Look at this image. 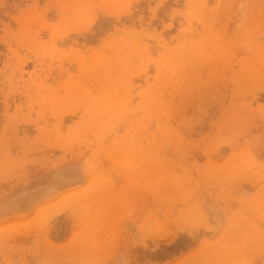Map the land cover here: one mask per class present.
Returning a JSON list of instances; mask_svg holds the SVG:
<instances>
[{"label":"rangeland","instance_id":"374dc122","mask_svg":"<svg viewBox=\"0 0 264 264\" xmlns=\"http://www.w3.org/2000/svg\"><path fill=\"white\" fill-rule=\"evenodd\" d=\"M1 234L0 264H264V0H0Z\"/></svg>","mask_w":264,"mask_h":264},{"label":"bare ground","instance_id":"6f19581e","mask_svg":"<svg viewBox=\"0 0 264 264\" xmlns=\"http://www.w3.org/2000/svg\"><path fill=\"white\" fill-rule=\"evenodd\" d=\"M127 37H123V38H121L122 40H124V41H122L123 42V44L122 45H124L125 47H130V50L131 51H134V45H133V39L132 40H128V39H126ZM130 43H129V42ZM115 44V43H114ZM116 45V44H115ZM114 45V46H115ZM114 46L112 47V48H114ZM116 47V46H115ZM201 53V52H200ZM256 55V54H255ZM139 56H140V54H139ZM118 59V58H117ZM256 60L258 59V60H261L260 58H259V54L257 53V57L255 58ZM116 60V59H115ZM255 60V61H256ZM92 61L93 62H99V64H96V65H93V71H92V74H97L98 76H100L101 75V73H103V76H104V73H107L108 72V69H109V67H112V65H106L105 63H102V61L101 60H99V59H97V58H93L92 59ZM262 61V60H261ZM167 63V61H164V66L165 67H167L168 65L166 64ZM174 65V64H173ZM260 66L261 64H258V62L256 61V66ZM171 66V65H170ZM77 85V87H75L73 84H69V86H70V88H73V89H76V88H79V84H76ZM74 91V90H73ZM73 91H69V92H67L63 97H60L59 99L57 98V96H55V95H52L51 97H52V100H50L51 101V103L53 104V108L54 107H56V108H58V107H61V106H64V107H67V106H71V105H76L77 103H82L83 101H82V99L80 98V96H79V93L78 92H76V93H73ZM154 91H155V89H154ZM84 92H85V96H84V99L86 98V97H88L89 98V104H86L85 106H84V114H85V124H84V127L85 128H87L88 130L89 129H91V130H95V129H97V126L99 125V124H101V123H103V124H105V117H106V115H111L112 114V108L115 106V104H114V100H115V98H114V96H115V94L114 93H109V94H107V95H105V96H101V97H99V98H95L90 92H89V90L88 89H85L84 90ZM118 93V92H117ZM116 93V94H117ZM118 97H119V95H118ZM152 97V96H151ZM58 103V104H57ZM60 103H61V105H60ZM108 117V116H107ZM102 128H104V127H102ZM132 129V128H131ZM130 130V129H129ZM133 130V129H132ZM87 131V130H86ZM133 132V131H132ZM91 133V132H90ZM94 133V132H93ZM135 133H136V130H135ZM135 133H133V134H135ZM44 134V136H43V138L44 137H46L45 135H47V134H45V133H43ZM128 134H130L129 132H128ZM132 134V135H133ZM136 136V135H135ZM138 137V136H137ZM128 138V137H127ZM126 138V139H127ZM119 139V138H118ZM131 139H133V138H131ZM136 139V138H135ZM134 139V140H135ZM138 139V138H137ZM120 141V140H119ZM125 141V140H124ZM137 142V141H136ZM131 143H132V141H131ZM124 144V143H123ZM130 144V143H129ZM117 146H119V143H117V142H115L114 143V145H113V148L114 147H117ZM122 146V145H121ZM104 146L102 145V148H103ZM110 147V145L107 147V149ZM112 148V147H111ZM116 149V148H115ZM114 150V149H113ZM112 150V151H113ZM120 150H121V147H120ZM108 151V150H107ZM111 151V150H110ZM4 152H5V150H4ZM117 152V151H116ZM109 153V152H108ZM117 153H119V152H117ZM110 154V153H109ZM113 154V153H112ZM114 155V154H113ZM125 155V154H124ZM127 155V154H126ZM131 156V155H130ZM132 156H134V155H132ZM117 157V156H116ZM122 157H124V156H122ZM135 157V156H134ZM138 157V156H137ZM116 161V160H115ZM117 161H118V159H117ZM119 162V161H118ZM117 164V163H116ZM119 165H120V162L118 163ZM128 165V164H127ZM126 165V166H127ZM136 166V163L135 162H133V164L131 165V166ZM116 166H118V165H116ZM124 167V166H123ZM240 167H243L244 169H246V165H242V166H240ZM127 168V167H126ZM135 168L136 167H133L132 169H133V172L130 174V176L132 177L133 175V177H135V179H136V174L137 173H134V170H135ZM124 170V168H121V170ZM238 171H239V169H237ZM126 174L127 173V171L125 172V171H123V174ZM127 176H128V174H126ZM125 175V176H126ZM123 177V178H127V177ZM129 176V177H130ZM212 177V176H211ZM210 177V178H211ZM73 195V194H72ZM71 196V195H70ZM74 196V195H73ZM67 199V198H66ZM71 200H72V198H71ZM70 200V201H71ZM116 203V202H115ZM91 205V204H90ZM39 217H40V214H39ZM42 219V218H41ZM2 235L3 234H1L0 235V237H2ZM264 236V235H263ZM256 237V236H255ZM5 237H3L2 239H4ZM263 238V237H262ZM264 239V238H263ZM262 240V239H261ZM260 240V241H261ZM81 246V245H80Z\"/></svg>","mask_w":264,"mask_h":264}]
</instances>
